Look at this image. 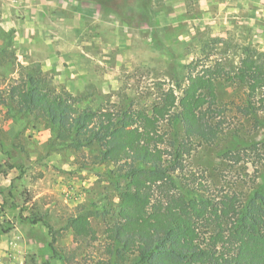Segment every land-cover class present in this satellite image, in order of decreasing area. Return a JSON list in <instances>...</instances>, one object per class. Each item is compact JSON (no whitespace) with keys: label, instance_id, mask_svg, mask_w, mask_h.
<instances>
[{"label":"rangeland","instance_id":"obj_1","mask_svg":"<svg viewBox=\"0 0 264 264\" xmlns=\"http://www.w3.org/2000/svg\"><path fill=\"white\" fill-rule=\"evenodd\" d=\"M141 3L120 0L133 15L130 26L90 1L0 0V264H135L137 258L120 262L110 238V223L120 217L112 178L119 166L99 162L96 148L51 150L44 123L10 115L8 91L20 64L39 63L57 87L87 97L85 104L128 101L156 118L168 117L171 91L181 95L190 71L220 66L216 108L226 133L199 146L189 170L213 195L264 188V114L260 121L242 115L247 87L235 80L248 55L264 67V0H151L153 27L138 21ZM252 142L261 144L249 148ZM90 203L100 206L91 216L96 240L68 225Z\"/></svg>","mask_w":264,"mask_h":264},{"label":"trees","instance_id":"obj_2","mask_svg":"<svg viewBox=\"0 0 264 264\" xmlns=\"http://www.w3.org/2000/svg\"><path fill=\"white\" fill-rule=\"evenodd\" d=\"M79 1L117 13L134 26L132 13L120 0ZM141 4L144 16L138 21L153 27L151 0ZM157 34L155 30V39ZM0 53L5 50L0 48ZM19 68L20 77L8 91L15 121L44 123L51 132V150L58 146L75 151L96 148L99 162L119 166L112 178L120 217L109 229L120 262L135 254V264H264V188L250 194L213 195L189 170L195 150L215 144L226 133L216 108L217 82L224 75L220 66L190 71L187 84L180 87L181 95L171 91L172 110L167 118L151 117L128 101L85 104L87 97L57 87L39 63ZM235 80L247 87L242 115L259 120L258 115L264 114V67L259 58L246 56ZM163 121L171 131L164 130ZM260 144L246 145L258 149ZM98 207L84 204L69 219L76 235L96 240L91 216Z\"/></svg>","mask_w":264,"mask_h":264}]
</instances>
